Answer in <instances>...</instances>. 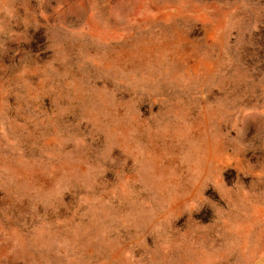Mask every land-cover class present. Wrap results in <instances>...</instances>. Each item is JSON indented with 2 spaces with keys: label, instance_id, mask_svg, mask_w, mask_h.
Segmentation results:
<instances>
[{
  "label": "rangeland",
  "instance_id": "1",
  "mask_svg": "<svg viewBox=\"0 0 264 264\" xmlns=\"http://www.w3.org/2000/svg\"><path fill=\"white\" fill-rule=\"evenodd\" d=\"M0 264H264V0H0Z\"/></svg>",
  "mask_w": 264,
  "mask_h": 264
}]
</instances>
